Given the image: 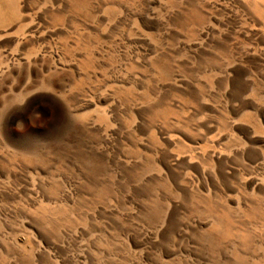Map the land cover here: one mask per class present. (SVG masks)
<instances>
[{
  "label": "rangeland",
  "instance_id": "rangeland-1",
  "mask_svg": "<svg viewBox=\"0 0 264 264\" xmlns=\"http://www.w3.org/2000/svg\"><path fill=\"white\" fill-rule=\"evenodd\" d=\"M0 264H264V0H0Z\"/></svg>",
  "mask_w": 264,
  "mask_h": 264
}]
</instances>
